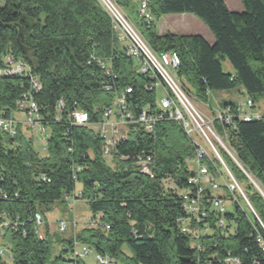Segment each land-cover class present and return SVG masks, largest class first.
Returning <instances> with one entry per match:
<instances>
[{
	"label": "trees",
	"instance_id": "1",
	"mask_svg": "<svg viewBox=\"0 0 264 264\" xmlns=\"http://www.w3.org/2000/svg\"><path fill=\"white\" fill-rule=\"evenodd\" d=\"M239 1L241 12L229 10L224 0H148L153 15L148 23L137 19L132 0H117L152 50L177 52V76L195 100L203 102L210 90L241 87L254 103L264 98V0ZM167 14H192L214 42L198 34H159L155 20ZM91 54L109 59L115 74L110 92L102 89L107 78L98 66L86 65ZM5 55L26 64L39 78L42 89L35 99L50 135L42 153L20 128L14 137L0 131V222H6L0 237L11 261L0 264L63 262V250L53 253L47 230L42 237L36 232L33 214L39 212L45 221L53 204L74 195L77 183L75 197L85 200L95 225L82 228L75 240L119 264H228L227 254L239 264H264L255 240L257 233L264 237V115L236 120L229 132L226 143L239 165L219 149L255 215L236 205L224 215L229 225L203 235L199 251L175 223L186 216L179 192L189 188L184 160L193 154L178 121L158 123L153 135L133 126L127 139L116 144L107 166L100 137L90 127L69 124L56 110L62 100L66 111L96 108V118L125 85L133 88L129 103L134 113L154 101L152 91L142 90L145 77L134 74L97 1L4 0L0 65ZM225 61L230 72L223 69ZM27 88L26 75H1L0 109L11 111ZM226 104L234 105L222 106ZM150 150L154 158L148 176L134 162ZM75 166L81 170L73 178ZM72 241L60 242L68 247Z\"/></svg>",
	"mask_w": 264,
	"mask_h": 264
},
{
	"label": "built area",
	"instance_id": "2",
	"mask_svg": "<svg viewBox=\"0 0 264 264\" xmlns=\"http://www.w3.org/2000/svg\"><path fill=\"white\" fill-rule=\"evenodd\" d=\"M96 1L110 19L116 42L124 47L125 55L131 59L134 74L145 77L146 81L142 85V90L152 91L154 101L152 106L146 103L137 113H134L129 103L133 88L125 85L113 93L110 104L103 107L96 118L94 117L96 108H93L91 112L76 107L66 111L62 100L58 101L56 110L64 115V119L69 124L90 127L100 137V153L106 160L113 156L116 144L127 139L133 126L137 125L146 134L153 135L158 123L165 120L178 121L193 146V154L184 160L185 168L189 173L187 177L189 188L179 192L186 216L176 219L175 223L183 234L189 236L192 246L200 251V240L203 235L211 234L217 228L221 230L229 225L224 216L227 211L222 193L226 191L231 193L232 208L237 205L244 209L241 204L243 202L255 215L241 185L227 167L219 149L224 150L237 163L226 143L229 132L236 128V120L250 121L258 119L261 115L252 110L254 104L249 98H246L245 102H238L234 105L226 104L220 110L216 109L213 117L201 111L193 103L195 97L186 91L177 76L180 64L177 52L152 50L117 0ZM136 4L134 14L137 19L148 23L153 21L148 0H137ZM92 63H95L107 78L102 84V89L110 92L112 90L110 80L115 78V74L111 69L109 59H101L91 54L86 65ZM20 74L28 77L27 91L16 100L11 111L0 109V131L9 137H14L19 124L23 122L28 128L27 132L32 131L31 138L34 144L44 153L50 133L42 123L41 107L35 99V95L42 89L41 82L37 76L30 74L28 66L23 62L14 59L11 55L2 57L0 76ZM157 89L162 93L158 101L155 100ZM17 113L20 119L15 116ZM59 118L60 116L57 120ZM153 158L151 150L145 155H137L134 162L136 170L151 176L150 165ZM80 170V166L72 169L73 178H76V173ZM78 193L79 191L75 189L73 196H63V203L68 209H73L75 200H77L75 194ZM33 217L36 232L42 237L43 233L39 226H44V220L39 212L34 213ZM88 220L91 222V218ZM75 224L74 215L69 220L60 219L56 223V230L65 232L74 228ZM5 225L6 222H0V236ZM229 227L232 230V226ZM105 228L109 227L105 226ZM255 240L264 252V237L257 233ZM3 246L8 249L6 244ZM62 250L63 264H83L84 257L91 253L94 254L98 264H119L108 255L96 253L90 246L79 243L75 239L70 246ZM5 252L6 250L0 247V260ZM224 262L239 264V259L227 254Z\"/></svg>",
	"mask_w": 264,
	"mask_h": 264
},
{
	"label": "rangeland",
	"instance_id": "3",
	"mask_svg": "<svg viewBox=\"0 0 264 264\" xmlns=\"http://www.w3.org/2000/svg\"><path fill=\"white\" fill-rule=\"evenodd\" d=\"M133 2V10L135 11L137 8V0H132ZM226 6L228 7L229 10H233L236 12H241L243 11L242 5L239 0H224ZM4 4V0H0V6ZM192 14H186V16L181 17L179 14H167V15H162L158 19L155 20V28L156 31L158 32H169V33H175V34H191V33H202L201 25H203L205 28L206 26L198 19L197 21L193 20ZM207 29V28H206ZM223 69L225 71H231L230 65L228 62L223 63ZM162 96V93L159 89H157V96H156V101L160 99ZM246 95L243 92L241 87H236L228 90H210L204 101L200 100H195L193 99V103L197 108H199L201 111L206 113L207 115L213 117L215 110H220L222 108L223 103H229L233 101L240 100V102H245L246 101ZM254 106L252 108L253 111L257 112L259 115H264V98L259 99L258 101L253 103ZM16 117L19 116V114H15ZM20 119V117H18ZM20 131L28 138L32 137V131H28V128L25 126V124L22 122L19 124ZM32 139V138H31ZM33 141V140H32ZM36 148L38 146L34 144ZM39 149V148H38ZM227 162V167L230 169V165ZM225 162V163H226ZM105 164L107 166H111V160L107 159L105 161ZM167 186H170V184H167ZM76 188L80 190V184L77 183ZM221 193V192H220ZM222 196L224 197L225 201V209L226 211H231L232 209V203H231V198L232 195L229 192H224L222 193ZM242 206L247 210L248 208L246 205L242 202ZM248 211V210H247ZM75 219V227L70 228L65 232H58L56 230V223L60 219H66L69 220L71 218ZM46 218L44 223H47L46 226L43 223V227L39 226L43 236L45 235V230H47L48 235L51 239L52 243V250L53 253H58L60 250L64 249V246L60 242L61 240L69 239L71 238L72 240L75 239L76 234L84 227H94V223H91L88 219L92 216V213L90 212L89 208L87 207V204L85 200L82 199H77L73 209H68L65 203H55L52 205L51 209L47 211L45 214ZM99 217V214H97V218ZM94 221V220H92ZM2 239L0 237V247L6 252L4 253L2 260L5 261L6 263H10V258H8L9 251L6 249L3 244H2ZM59 264H63L62 261H59ZM83 264H98V262L94 258V254L91 253L90 255L84 257L83 259Z\"/></svg>",
	"mask_w": 264,
	"mask_h": 264
},
{
	"label": "crops",
	"instance_id": "4",
	"mask_svg": "<svg viewBox=\"0 0 264 264\" xmlns=\"http://www.w3.org/2000/svg\"><path fill=\"white\" fill-rule=\"evenodd\" d=\"M228 8V7H227ZM231 11H233V10H231ZM179 15H181V17H184V16H186V14H179ZM189 15V14H188ZM193 18V20H195V21H197V19H195V17H192ZM198 22V21H197ZM201 29H202V33H191V34H198V35H200V36H202L205 40H206V42H208L209 44H212L213 42H214V38H213V36H212V34L209 32V30L208 29H206L203 25H201ZM158 33L159 34H162L163 32H159L158 31ZM187 34V33H186ZM186 34H182V35H186ZM230 72V71H229ZM238 102H240V100H235V101H233V102H229V103H234V104H236V103H238ZM76 190L77 191H79V189H77L76 188ZM75 202H76V200H75ZM91 218V217H90Z\"/></svg>",
	"mask_w": 264,
	"mask_h": 264
},
{
	"label": "water",
	"instance_id": "5",
	"mask_svg": "<svg viewBox=\"0 0 264 264\" xmlns=\"http://www.w3.org/2000/svg\"><path fill=\"white\" fill-rule=\"evenodd\" d=\"M122 1H124V0H122ZM234 12H236V11H234Z\"/></svg>",
	"mask_w": 264,
	"mask_h": 264
}]
</instances>
